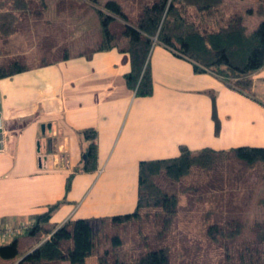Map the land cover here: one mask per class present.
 I'll return each instance as SVG.
<instances>
[{"label": "crops", "instance_id": "crops-1", "mask_svg": "<svg viewBox=\"0 0 264 264\" xmlns=\"http://www.w3.org/2000/svg\"><path fill=\"white\" fill-rule=\"evenodd\" d=\"M225 1L244 11L234 6L237 1ZM239 1L248 7L246 25L252 32L264 20L259 0ZM46 5L42 14L48 11L57 26L63 28L64 19L74 24L63 32L75 29L68 40L79 41L77 45L87 46L94 17L101 35L99 8L89 5L88 14L86 0H46ZM63 8L89 17L60 19ZM150 70L153 93L147 97L127 87L130 56L119 47L63 52L0 79L10 131L7 151L0 153V228L30 225L51 206L57 207L46 228L132 214L141 162L178 157L182 147L193 153L264 148V69L251 76L252 86L243 93L213 73L196 72L190 60L157 43ZM86 130L97 132L93 170L84 169L92 144ZM34 238L18 241L21 254L35 245ZM12 241L13 236H0V245ZM11 262L0 257V263Z\"/></svg>", "mask_w": 264, "mask_h": 264}, {"label": "trees", "instance_id": "trees-1", "mask_svg": "<svg viewBox=\"0 0 264 264\" xmlns=\"http://www.w3.org/2000/svg\"><path fill=\"white\" fill-rule=\"evenodd\" d=\"M45 1L41 0L44 7ZM87 1L99 8L102 40L97 51L119 47L121 52L129 54L131 71L125 75L126 85L138 97L153 93L150 56L157 43L190 60L196 72L213 73L226 85L243 93L252 86L251 76L264 69V20L249 32L248 11L233 9L225 0H133L139 8L131 13L125 12L116 0ZM31 3L32 0H0V33L6 36L16 33L21 19L18 13L35 14ZM258 13L264 16V0H259ZM28 69L19 61L0 62V79ZM84 133L92 141L84 169L93 170L97 163V132L86 130ZM230 158L236 161L228 165ZM261 165H264L262 147H240L231 151L204 149L198 153L182 147L178 157L143 161L139 169L136 211L113 217V220L141 219L143 212L145 215L152 213L156 219H163L168 227L181 197L203 190L204 194L211 195L206 213V220L210 222L206 227L208 238L219 246L222 239L245 243L247 247L242 251L240 264H264V222L250 225L244 206L232 208V203L230 218L220 210L221 202L226 200L225 194L234 197V192L240 193L244 174L258 167L261 169ZM189 178L191 183L184 185ZM262 183V197L258 203L264 206L263 176ZM230 191H233L231 195ZM56 207L51 206L48 212L39 215L21 234L13 236L10 244L0 245V257L12 261L8 264H87L88 258L98 254L101 231L88 219L46 228L44 225ZM247 232L256 235L248 239L245 238ZM22 234L35 237V245L24 254L20 253L18 245ZM111 255H114L112 260ZM169 255V249L162 248L130 260L106 250L103 256H98L97 264H171ZM18 260L21 261L16 263Z\"/></svg>", "mask_w": 264, "mask_h": 264}, {"label": "rangeland", "instance_id": "rangeland-1", "mask_svg": "<svg viewBox=\"0 0 264 264\" xmlns=\"http://www.w3.org/2000/svg\"><path fill=\"white\" fill-rule=\"evenodd\" d=\"M118 1L122 4L123 9L129 13L139 8L133 0ZM232 1H237L234 3L235 7L244 11L247 10L248 7L245 6V3L239 0ZM70 2L73 3L74 1ZM87 2L88 6L86 7L88 14H90L91 6L89 5L92 3ZM43 7L41 0H32L31 10L35 14L27 16V13L19 12L21 19L16 33L11 36L0 33V62L7 64L10 59L11 61H19L24 66L31 67L38 63H47L56 59L63 52L73 54L84 50L90 52L100 47L101 41L99 40L101 35L98 30L99 25L97 24L96 26V17L93 18V25L87 31V41L85 40L87 46H79L77 45L79 41L68 40L69 36L76 32L75 29L67 33L63 32L65 29H70L71 25L74 26V24L64 19L66 24L64 23L63 28L62 26H57L58 23L51 20V16L46 14L48 11L42 14ZM100 9L108 13L103 8ZM87 16H83L81 12H70V10L63 8L60 11L59 18L63 19L65 17L66 19L85 21ZM56 27L61 30L55 29ZM63 37H66L67 40L63 41ZM60 43H63V46H59ZM262 89L264 90V85H262ZM235 161L234 158H230L227 164L229 165ZM237 167L235 166V168ZM263 168L264 165H261V169L258 167L244 174V182L240 184V193L234 192L232 196H235H229L230 198L225 194L226 200L221 202L222 207L220 209L224 211V215L230 218L232 210L230 205L234 204L232 208L240 205L248 210L247 219L250 225L264 222V206L258 203L262 197H260V190L263 188ZM190 180L189 178L184 185L188 186L191 183ZM203 192L201 190L184 194L181 197L177 213L168 227L163 219L158 220L152 213L145 215L144 212L141 219L134 218L124 222H115L113 217H109L104 218L103 222L94 224L101 231L100 243L102 244H100L96 252L98 254L88 258L87 264H97L98 256H103L106 250H109L111 254L115 252L122 257L126 256L130 260H135L147 251L162 248L169 249L171 264H240L242 251L244 252V248L247 247L245 243L243 245L240 241L230 243L226 239H222V245L223 243L224 245L219 246L208 238L206 227L209 226L210 222L206 220V213L210 208L211 195H206ZM229 193L231 195L233 191ZM219 218L221 217L217 219ZM255 235V232H247L245 238L250 239L255 237ZM27 236V234L19 236L22 244H24ZM111 256L112 258L110 259L112 260L114 255ZM63 264L69 263L65 262Z\"/></svg>", "mask_w": 264, "mask_h": 264}, {"label": "built area", "instance_id": "built-area-1", "mask_svg": "<svg viewBox=\"0 0 264 264\" xmlns=\"http://www.w3.org/2000/svg\"><path fill=\"white\" fill-rule=\"evenodd\" d=\"M10 136V131L7 126L6 119L3 113L2 98L0 95V153L7 151V144ZM30 225H25L17 228H0V236H15L21 234Z\"/></svg>", "mask_w": 264, "mask_h": 264}, {"label": "water", "instance_id": "water-1", "mask_svg": "<svg viewBox=\"0 0 264 264\" xmlns=\"http://www.w3.org/2000/svg\"><path fill=\"white\" fill-rule=\"evenodd\" d=\"M84 159L86 160V159H87V156H85ZM21 260H22V259H21ZM21 260H19V262H20ZM19 262H18V263H19Z\"/></svg>", "mask_w": 264, "mask_h": 264}]
</instances>
